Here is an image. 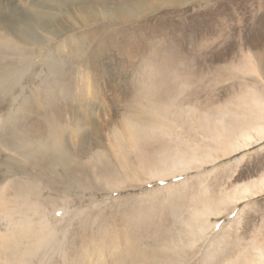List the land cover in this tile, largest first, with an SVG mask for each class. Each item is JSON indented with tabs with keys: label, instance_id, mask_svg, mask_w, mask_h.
<instances>
[{
	"label": "rangeland",
	"instance_id": "374dc122",
	"mask_svg": "<svg viewBox=\"0 0 264 264\" xmlns=\"http://www.w3.org/2000/svg\"><path fill=\"white\" fill-rule=\"evenodd\" d=\"M35 14L31 37L3 29ZM1 64L19 73L0 120L29 101L32 120L46 132L56 124L67 142L61 156L30 160L41 175L1 173L0 185L17 181L14 219L46 238L29 264H251L264 255V194L228 198L264 178V141L223 155L213 138L254 121L264 104V0H0ZM53 77L77 94L88 86L87 100L60 101L64 119L43 100ZM2 147L0 165L17 158Z\"/></svg>",
	"mask_w": 264,
	"mask_h": 264
},
{
	"label": "bare ground",
	"instance_id": "6f19581e",
	"mask_svg": "<svg viewBox=\"0 0 264 264\" xmlns=\"http://www.w3.org/2000/svg\"><path fill=\"white\" fill-rule=\"evenodd\" d=\"M144 7H146V5ZM135 9L136 8L133 7L129 10V12L134 14L136 13ZM40 20H42V15L39 16V14H35L32 18V24L26 22H18V23L11 22L9 24L7 23L4 24L1 23V24L2 26L4 25L3 29L8 33L17 34V31L18 32L20 31L21 36L29 37L31 33L34 32V28L39 25ZM15 68L16 67L7 66V65L0 66V89L5 91L3 93L4 99L2 103H0L2 104V106L0 105V108L3 107L6 108L7 106L5 105L7 102L6 98L7 96L8 98L9 96H11V93H9L10 91L8 90V86L6 85V83L12 80L13 75H17L18 71H16ZM17 79L14 81H17ZM45 84H44L45 89L43 92V96H44L43 100L46 101L48 104L50 103L52 104L53 113L57 117L60 116L61 119L65 118V116L62 114V111H60L62 107L61 104L62 102H60L61 100L67 101L68 99H71L73 96H75L76 98L77 96L80 95L84 96V100L88 99L89 92L87 85L78 87L76 89L79 91L77 94L76 91H74V89H72L70 86L60 82L59 79L57 80L54 77L51 78L50 81H47ZM74 99H71L70 101L73 102L75 101ZM12 102H15V99H12ZM86 102L88 103V101H84L83 103ZM257 105H259V103ZM257 109L258 110L256 112V118L254 121L252 120V122L246 123V125L239 126L238 128H236V130L226 129L227 133L225 135H222L220 131L216 130L215 137H213L216 141L215 146H217V149H220L224 152L222 153L223 155H231L235 153L240 154V152H243L244 150L257 145L261 141H264V104H260V107H258ZM34 111L35 110L32 109L31 103L29 101L22 100V102L17 106V110L15 111V114L10 115L11 112H9L6 116V119L3 122L2 120H0V136L8 134V132L10 134L11 132L9 141L0 146H3L2 147L3 150H8L10 154H13L17 157V158L9 157V161L3 162L0 165V175H1L0 177L2 178H3V175L1 174L2 172L3 173L5 172L6 175L9 177V179L10 177L12 178L18 175L20 176L27 174L28 176L29 172H31L30 169L35 170L33 173L34 176L41 175V173L45 172V170L40 168L41 165L39 163L34 162L30 164L29 163L30 160L32 158L34 159L37 158L38 161L39 156L44 155L43 153L47 154L48 152L49 153L52 152L53 154H55L56 152H59V156H61V154L64 152V148L66 147L67 142L64 140V136L62 135L63 132L58 128L56 124H53L49 121L47 124L45 123L46 124L45 127H47L48 131L47 132L44 131V129L41 127L43 126V124L39 125L38 123H35L33 121L34 119L32 120L31 115ZM72 117L75 116L73 115ZM79 125H75L73 129L71 128L70 130L71 141L73 138H76L79 135V131L81 130V126ZM62 158L64 157H59L58 161H61ZM191 160L192 159L188 161H182L179 164L181 166H188L191 163L190 162ZM193 161L199 162L201 160L198 158V159H193ZM63 166L65 165L63 164ZM175 168L176 167H172V169L171 168L166 169L164 172L170 169L172 172L173 170H175ZM51 171L52 170L49 171L47 170V172H51ZM154 174L151 173V177L155 176ZM2 178H0V180ZM12 181H10L9 184L5 183L3 185H0V226H2L3 222L5 221L7 224L6 227H4L3 229L2 227H0V264H29V260H31L33 257H36L39 253H41V251H43L42 247L44 246V241H46L45 240L46 238L44 235H42L40 230L39 232L33 230L31 223L26 217H21L19 215L20 217L17 220L14 219L15 218L14 215L15 213H17V211L13 206L16 203L15 200L17 199H16V194L11 193V189L15 187H11V186L17 185V181L14 182ZM260 194H264V178L259 180L255 185H251L245 188L243 187L240 190H236L233 193V195H230V197L228 198L232 203H235V205H237L238 203L247 202L250 198L251 199L255 198ZM61 210L63 211L62 215L67 214L66 209L62 207ZM215 211H216L215 214L218 215L219 210L215 209ZM206 212H211V210L208 211V209H206ZM24 218H26L27 220H25ZM206 220L207 219H205V221ZM24 241H26L27 244H24ZM49 246L51 247V244ZM49 246H47V248H50ZM45 253H46V249H45ZM41 255L42 254H40L39 256ZM253 261L251 264H257V263L262 264V262H264L263 253L256 251L255 262Z\"/></svg>",
	"mask_w": 264,
	"mask_h": 264
},
{
	"label": "snow or ice",
	"instance_id": "6c2138e0",
	"mask_svg": "<svg viewBox=\"0 0 264 264\" xmlns=\"http://www.w3.org/2000/svg\"><path fill=\"white\" fill-rule=\"evenodd\" d=\"M59 215V213H57Z\"/></svg>",
	"mask_w": 264,
	"mask_h": 264
}]
</instances>
